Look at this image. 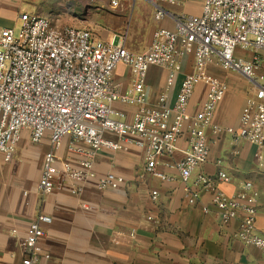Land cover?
<instances>
[{
  "label": "built area",
  "instance_id": "1",
  "mask_svg": "<svg viewBox=\"0 0 264 264\" xmlns=\"http://www.w3.org/2000/svg\"><path fill=\"white\" fill-rule=\"evenodd\" d=\"M147 1L155 6L156 18L164 16L162 2L175 3ZM16 17L20 20L17 32L13 27L0 28V153L5 160L13 157L22 131L32 143L47 137L51 149L43 156L37 184L38 191L47 194L59 173L53 148L64 139L79 157L74 167L62 163L63 174L77 192L90 180L101 188L121 184L122 179L112 172H94L92 157L100 149L133 144L143 152L145 171L160 179L165 178L156 169L160 157L179 150L182 157L173 165L185 185L188 202L194 203L202 189L213 188L212 200L221 224L237 219L235 236L264 253V232L255 229V209L247 197L250 182L234 196L215 189L203 174L196 177L194 188L187 186L193 170L208 158L207 129L215 139L225 133L233 140L264 146V0H203L199 14L176 17L173 29L158 27L141 51L128 49L115 37L99 39L89 28L54 24L45 15L21 11ZM237 49L249 51L250 58L237 57ZM186 55L191 56L192 71L182 79L169 106L167 95ZM119 63L126 64L133 74L131 87L125 92L111 85ZM210 63L241 73L252 85L236 126L222 127L212 120L225 86L207 72ZM151 65L166 69L164 86L157 95L158 107L146 106L145 79ZM199 83L206 85L205 97L190 113L188 103ZM114 101L136 104L139 109L131 120H125L112 107ZM180 139L186 143L184 149L178 147ZM218 177L228 180L223 172H218ZM156 195L152 190L153 200ZM239 211L243 213L240 217ZM50 220L39 213L28 224L19 243L21 264H36L48 257L40 253L39 242L44 234L41 225Z\"/></svg>",
  "mask_w": 264,
  "mask_h": 264
},
{
  "label": "crops",
  "instance_id": "2",
  "mask_svg": "<svg viewBox=\"0 0 264 264\" xmlns=\"http://www.w3.org/2000/svg\"><path fill=\"white\" fill-rule=\"evenodd\" d=\"M174 1L160 4L165 13L163 17H153L150 39L158 27L173 29L176 17L199 14L203 0ZM143 5L153 10L155 16V6L147 0H97L89 15L119 17L125 15L127 8L139 14ZM20 8L45 15L55 23L79 17L77 12L59 14L46 1L7 0V15L1 10L0 28L10 27L8 20L16 17ZM84 28L91 29L99 39L110 41L115 37L123 43L124 36L113 27L108 28L110 33ZM235 53L237 57L250 58V52L237 49ZM191 71L192 59L186 55L180 60L167 105H172L182 79ZM207 72L225 86L224 95L213 111V122L222 127L236 126L251 83L241 73L222 69L218 64L207 65ZM165 79L164 67L148 68L146 106H159L157 95ZM132 81L130 68L119 63L112 73L111 85L125 92ZM205 90L204 83L194 87L188 103L190 113L203 102ZM112 107L125 120H131L139 109L136 104L120 101H114ZM206 134L208 158L193 170L187 186L194 188L196 177L203 174L210 178L215 189L234 196L250 182L247 197L255 209V229L264 232V146L233 140L225 133L215 139L209 129ZM107 137L115 138L110 134ZM178 147H186L184 139L178 141ZM50 149L47 137L32 143L27 132L22 131L15 157L5 163L0 154V264H21L19 243L28 224L39 213L51 220L41 225L44 234L39 242L40 253L48 257L40 258L36 264H264V253L258 247L235 236L237 219L221 224L212 200L213 188L202 189L194 203L188 202L185 185L173 165L182 157L181 151L160 157L156 169L165 175L160 179L145 171L143 152L135 145L124 142L120 149H100L92 157L94 172L96 175L112 172L122 179L121 184L118 188H101L90 180L83 182L77 192L72 190L73 182L63 174L62 163L74 167L79 157L70 141L64 139L59 147L53 148L59 169L55 186L49 193L41 194L37 184L43 156ZM218 172L225 173L228 180L219 178ZM152 190L157 191L154 200ZM242 214L238 212L239 217Z\"/></svg>",
  "mask_w": 264,
  "mask_h": 264
},
{
  "label": "rangeland",
  "instance_id": "3",
  "mask_svg": "<svg viewBox=\"0 0 264 264\" xmlns=\"http://www.w3.org/2000/svg\"><path fill=\"white\" fill-rule=\"evenodd\" d=\"M3 5L0 6L3 11L2 14L7 15V0H2ZM25 2L32 1H46L50 4V8L57 11L59 14H63L66 11L72 14L77 12L79 17H68L71 19L70 21H59L57 23L53 22L57 25H71L75 27H90L97 32L102 33H110L109 27H113L117 29L120 33H122L123 44L133 51H141L146 47L148 42H150L151 32H152V20L153 10L143 5L139 14L132 13L129 8L125 10V15L114 17H90V13L94 9V4L97 0H24ZM69 5V7H67ZM17 8V7H16ZM15 8V9H16ZM22 8L18 10L20 13ZM17 12H15L16 16ZM66 14V13H65ZM7 17V16H4ZM61 19V17H59ZM65 18V17H63ZM10 27H13L15 32L18 31L20 26V20L17 17H12L8 20ZM249 52V51H247ZM264 57V55H263ZM1 154V153H0ZM3 162H10L15 156H13L10 160H5L1 154Z\"/></svg>",
  "mask_w": 264,
  "mask_h": 264
}]
</instances>
